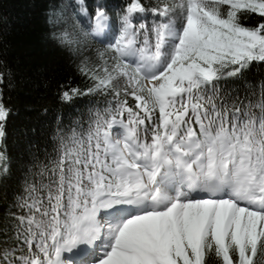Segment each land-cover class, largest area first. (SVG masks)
<instances>
[{
	"label": "snow or ice",
	"instance_id": "1",
	"mask_svg": "<svg viewBox=\"0 0 264 264\" xmlns=\"http://www.w3.org/2000/svg\"><path fill=\"white\" fill-rule=\"evenodd\" d=\"M0 264H264V0H0Z\"/></svg>",
	"mask_w": 264,
	"mask_h": 264
},
{
	"label": "trees",
	"instance_id": "2",
	"mask_svg": "<svg viewBox=\"0 0 264 264\" xmlns=\"http://www.w3.org/2000/svg\"><path fill=\"white\" fill-rule=\"evenodd\" d=\"M41 27V24H40V21L37 19V20H33L31 22V28L33 30V35L34 36H37L39 34V29Z\"/></svg>",
	"mask_w": 264,
	"mask_h": 264
}]
</instances>
